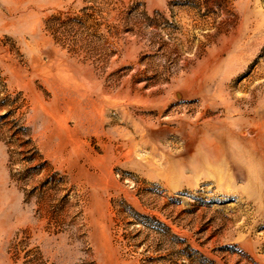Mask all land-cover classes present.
I'll return each instance as SVG.
<instances>
[{
    "label": "rangeland",
    "instance_id": "1",
    "mask_svg": "<svg viewBox=\"0 0 264 264\" xmlns=\"http://www.w3.org/2000/svg\"><path fill=\"white\" fill-rule=\"evenodd\" d=\"M0 264H264V0H0Z\"/></svg>",
    "mask_w": 264,
    "mask_h": 264
}]
</instances>
